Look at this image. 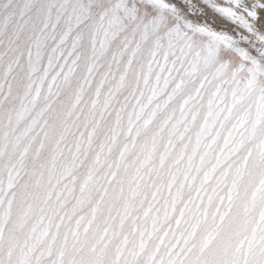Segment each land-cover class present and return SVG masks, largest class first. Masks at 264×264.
<instances>
[{
  "label": "snow or ice",
  "instance_id": "1",
  "mask_svg": "<svg viewBox=\"0 0 264 264\" xmlns=\"http://www.w3.org/2000/svg\"><path fill=\"white\" fill-rule=\"evenodd\" d=\"M0 264H264V0H0Z\"/></svg>",
  "mask_w": 264,
  "mask_h": 264
}]
</instances>
